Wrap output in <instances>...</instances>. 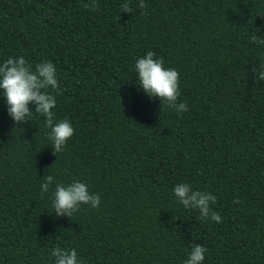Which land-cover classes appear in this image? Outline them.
Returning a JSON list of instances; mask_svg holds the SVG:
<instances>
[{"label": "trees", "instance_id": "obj_1", "mask_svg": "<svg viewBox=\"0 0 264 264\" xmlns=\"http://www.w3.org/2000/svg\"><path fill=\"white\" fill-rule=\"evenodd\" d=\"M123 2L0 0V63L53 62L55 120L75 129L54 155L46 118L16 125L0 90V264H55L58 245L81 264H184L197 243L203 264H264V45L250 42L264 0H145L135 16ZM148 51L178 70L187 112L139 87ZM73 180L99 208L57 217L56 184ZM179 183L214 194L221 222L184 208Z\"/></svg>", "mask_w": 264, "mask_h": 264}, {"label": "clouds", "instance_id": "obj_2", "mask_svg": "<svg viewBox=\"0 0 264 264\" xmlns=\"http://www.w3.org/2000/svg\"><path fill=\"white\" fill-rule=\"evenodd\" d=\"M85 8L94 5L84 4ZM147 7L145 0H124L121 4V12L130 14L143 13ZM250 42L264 45V38L256 33L250 36ZM135 71L138 77V85L151 97H159L162 104H167L178 113L187 112L186 102H179L180 74L175 68H166L163 57H156V53L148 51L146 55L138 58L135 63ZM255 71V69H254ZM264 80V71L259 72L257 78ZM56 65L51 61L41 62L33 68L23 56L9 57L0 63V90L6 97L8 114L16 125L31 120L33 112L44 116L45 124L50 129L49 140L54 155L64 151L68 140L74 135L75 129L68 119L55 120L53 109L56 107V98L49 89L59 90ZM35 105L33 110L30 105ZM54 176L47 175L41 185V196L48 192L54 182ZM174 194L179 203L186 209H196L200 213L201 220L211 219L221 222L222 217L212 209L217 197L211 192L194 190L188 183H179L174 187ZM101 197L98 193H92L85 182L73 180L65 185L57 183L53 193L52 207L57 217L72 218L79 211L81 205H89L99 208ZM239 199L234 201L238 203ZM52 212V213H53ZM207 249L197 243L192 246L188 258L184 264H203ZM55 264H81L78 252L75 248L64 249L59 245L52 251Z\"/></svg>", "mask_w": 264, "mask_h": 264}]
</instances>
